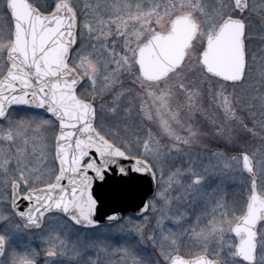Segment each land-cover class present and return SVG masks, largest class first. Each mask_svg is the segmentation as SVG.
Wrapping results in <instances>:
<instances>
[{"label": "snow or ice", "instance_id": "obj_1", "mask_svg": "<svg viewBox=\"0 0 264 264\" xmlns=\"http://www.w3.org/2000/svg\"><path fill=\"white\" fill-rule=\"evenodd\" d=\"M0 264H264V0H0Z\"/></svg>", "mask_w": 264, "mask_h": 264}, {"label": "water", "instance_id": "obj_2", "mask_svg": "<svg viewBox=\"0 0 264 264\" xmlns=\"http://www.w3.org/2000/svg\"><path fill=\"white\" fill-rule=\"evenodd\" d=\"M131 211H132V210H131L130 208H127V209H125V211H124L123 214L128 215V214L131 213ZM101 223H103V221H101Z\"/></svg>", "mask_w": 264, "mask_h": 264}, {"label": "rangeland", "instance_id": "obj_3", "mask_svg": "<svg viewBox=\"0 0 264 264\" xmlns=\"http://www.w3.org/2000/svg\"><path fill=\"white\" fill-rule=\"evenodd\" d=\"M233 191H237L238 192V189H234ZM37 244H39V241H36Z\"/></svg>", "mask_w": 264, "mask_h": 264}]
</instances>
